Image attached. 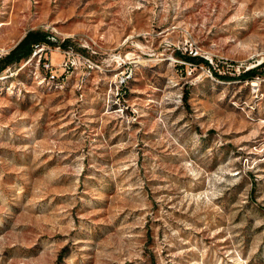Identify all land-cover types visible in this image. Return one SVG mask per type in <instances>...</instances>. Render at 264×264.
<instances>
[{
    "label": "rangeland",
    "instance_id": "obj_1",
    "mask_svg": "<svg viewBox=\"0 0 264 264\" xmlns=\"http://www.w3.org/2000/svg\"><path fill=\"white\" fill-rule=\"evenodd\" d=\"M30 31L0 264H264V0H0V58Z\"/></svg>",
    "mask_w": 264,
    "mask_h": 264
},
{
    "label": "trees",
    "instance_id": "obj_2",
    "mask_svg": "<svg viewBox=\"0 0 264 264\" xmlns=\"http://www.w3.org/2000/svg\"><path fill=\"white\" fill-rule=\"evenodd\" d=\"M42 44L52 45V42L48 38V35L43 34L42 32L39 31L28 32L26 36L20 41V43L13 50H11L6 56L0 58V73L3 70L15 64H19L22 61L31 58L35 52V48ZM189 61H194V59L190 58ZM202 62L205 63L206 65L208 64L207 61L205 60H202ZM262 67L264 68V63L262 64ZM256 72L257 69L248 70L241 75V79L252 80L258 75V73ZM217 76L219 75L217 74ZM219 77L223 79L231 78L224 76H219Z\"/></svg>",
    "mask_w": 264,
    "mask_h": 264
},
{
    "label": "bare ground",
    "instance_id": "obj_3",
    "mask_svg": "<svg viewBox=\"0 0 264 264\" xmlns=\"http://www.w3.org/2000/svg\"><path fill=\"white\" fill-rule=\"evenodd\" d=\"M253 86H257V84L256 83H253Z\"/></svg>",
    "mask_w": 264,
    "mask_h": 264
},
{
    "label": "built area",
    "instance_id": "obj_4",
    "mask_svg": "<svg viewBox=\"0 0 264 264\" xmlns=\"http://www.w3.org/2000/svg\"><path fill=\"white\" fill-rule=\"evenodd\" d=\"M49 66H50V65H47L48 69L50 68Z\"/></svg>",
    "mask_w": 264,
    "mask_h": 264
}]
</instances>
